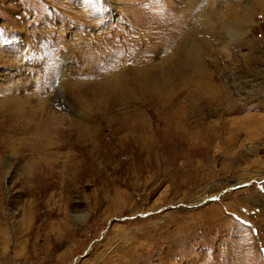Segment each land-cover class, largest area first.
<instances>
[{
    "label": "rangeland",
    "instance_id": "obj_1",
    "mask_svg": "<svg viewBox=\"0 0 264 264\" xmlns=\"http://www.w3.org/2000/svg\"><path fill=\"white\" fill-rule=\"evenodd\" d=\"M116 1L0 0V264H264V12L191 70Z\"/></svg>",
    "mask_w": 264,
    "mask_h": 264
},
{
    "label": "bare ground",
    "instance_id": "obj_2",
    "mask_svg": "<svg viewBox=\"0 0 264 264\" xmlns=\"http://www.w3.org/2000/svg\"><path fill=\"white\" fill-rule=\"evenodd\" d=\"M166 1L168 3L166 10L170 14L173 11V7L170 5L174 2L173 0ZM219 1L222 2L223 0H210V3L208 2L207 6L203 3L205 0L182 1L181 9L185 14H182V12L172 13L171 16L174 17L172 20L168 19L166 21L164 20L163 22H160L162 23V26L159 25L160 23H157L155 29L152 30L148 28V22L141 20L143 23H141L142 26L139 28V31H141L142 34L138 36L137 44L139 43L140 39L143 41L142 38L143 35H146V31H154L155 40L158 44L157 46L159 50L161 49V52H171V57L169 56V58L174 57V59L176 58V61L180 59L179 61L182 62V64L179 61L178 64L180 63L183 68L199 70L201 68V61H203V57L201 56L202 53H206V50L213 46L217 40H220L222 46L227 44L229 46L240 44L243 40V25L245 23L252 22L253 10L258 7L264 12V0H253L252 2L254 4H251L250 0H244L242 11H240L242 13H238V11H236L237 8L234 9L235 7L232 6L233 4L229 5V10L223 13V10H221L218 6ZM225 1L230 2L231 0ZM237 2L238 1H235L233 3L236 5L241 3ZM113 4L116 6L118 2L113 0ZM141 13H144L142 9L140 10L139 15H141ZM176 66L178 67L177 64ZM48 114L47 116L45 115L47 118ZM51 118L55 119L54 117ZM128 126V129L132 132L134 130L140 131L142 129V127L137 122ZM37 139V145L35 146V143L33 145V149L35 148L40 152H42L44 149H47V145L49 143L48 141L50 140L42 143L40 141L41 136H38ZM132 152L138 157L143 154V151L139 148V146H136ZM44 168V166L39 167L40 170Z\"/></svg>",
    "mask_w": 264,
    "mask_h": 264
},
{
    "label": "snow or ice",
    "instance_id": "obj_3",
    "mask_svg": "<svg viewBox=\"0 0 264 264\" xmlns=\"http://www.w3.org/2000/svg\"><path fill=\"white\" fill-rule=\"evenodd\" d=\"M212 199H216V197H213Z\"/></svg>",
    "mask_w": 264,
    "mask_h": 264
}]
</instances>
